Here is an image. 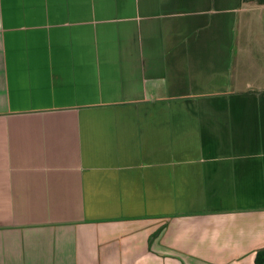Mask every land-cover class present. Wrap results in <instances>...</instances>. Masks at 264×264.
Listing matches in <instances>:
<instances>
[{
    "label": "crops",
    "instance_id": "crops-1",
    "mask_svg": "<svg viewBox=\"0 0 264 264\" xmlns=\"http://www.w3.org/2000/svg\"><path fill=\"white\" fill-rule=\"evenodd\" d=\"M256 8L0 0V264H215L170 238L264 210Z\"/></svg>",
    "mask_w": 264,
    "mask_h": 264
},
{
    "label": "rangeland",
    "instance_id": "rangeland-1",
    "mask_svg": "<svg viewBox=\"0 0 264 264\" xmlns=\"http://www.w3.org/2000/svg\"><path fill=\"white\" fill-rule=\"evenodd\" d=\"M256 9V13H249L243 18L250 24L259 23V26L254 25L258 31L256 36L263 38L264 9ZM254 50L259 49L254 46ZM215 221L218 223H214L213 227H210L213 221L207 219L178 223L186 225L184 229L178 226V236L170 238L177 240L180 251L175 255H178V260L187 262L190 255L187 249H196L198 258L206 257L210 263L255 264L257 251L264 248V210L222 211ZM214 232L218 235H213Z\"/></svg>",
    "mask_w": 264,
    "mask_h": 264
},
{
    "label": "trees",
    "instance_id": "trees-1",
    "mask_svg": "<svg viewBox=\"0 0 264 264\" xmlns=\"http://www.w3.org/2000/svg\"><path fill=\"white\" fill-rule=\"evenodd\" d=\"M242 5L264 6V0H241ZM255 264H264V248L256 253Z\"/></svg>",
    "mask_w": 264,
    "mask_h": 264
}]
</instances>
